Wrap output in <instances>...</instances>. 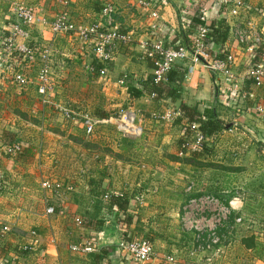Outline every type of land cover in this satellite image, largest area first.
Here are the masks:
<instances>
[{"label": "crops", "instance_id": "crops-1", "mask_svg": "<svg viewBox=\"0 0 264 264\" xmlns=\"http://www.w3.org/2000/svg\"><path fill=\"white\" fill-rule=\"evenodd\" d=\"M149 1L150 9L137 0H0V57L15 7L30 6L37 20L28 27V43L50 49L53 79L42 103L35 81L38 59L32 65L15 64L28 81L25 86L0 70V221L9 227L0 240V264H92L91 255L102 249L108 251L102 264H138L119 251L124 231L131 240L151 243L153 256L143 264H264V116L256 111L264 107V87L254 89L245 77L250 59L240 47L231 40L225 45L235 57L231 71L242 80L237 90L223 73L185 60L177 103L141 96L127 107L137 113L141 136L124 137L116 128L113 113L128 103L127 85L118 81L123 76L143 80L152 73L142 56L144 43L160 39L171 45L175 37L177 45L184 38L191 42L193 30L179 27L188 15L179 21L178 11H195L198 0ZM246 3L264 42V1ZM211 6L210 1L208 16ZM106 7L112 10L109 17L103 15ZM154 10L157 20L151 17ZM61 12L73 30L53 35L49 24ZM95 23L102 31L117 28L132 35L129 44L117 45L107 72L96 77L87 70L91 47L78 34ZM179 103L197 105L200 112L213 107L224 124L207 140V151H183L185 120L149 118ZM59 108L72 111L75 120L64 119ZM82 113L95 122L90 134L79 118ZM16 142L21 151L4 155ZM44 182L59 188L45 189ZM201 194L221 199L243 224L228 231V241L215 250L191 256L192 235L182 231L179 218L185 202ZM111 196L125 197L126 211L116 214ZM47 208L53 212L46 214ZM82 243H92L95 251L70 250Z\"/></svg>", "mask_w": 264, "mask_h": 264}, {"label": "built area", "instance_id": "built-area-1", "mask_svg": "<svg viewBox=\"0 0 264 264\" xmlns=\"http://www.w3.org/2000/svg\"><path fill=\"white\" fill-rule=\"evenodd\" d=\"M144 8H151L152 3L149 0H137ZM202 0H198L197 7ZM207 0L201 7L200 21L203 26L192 32L190 45H177L173 49H168L160 39L152 40L151 43H144L143 48L150 49L148 54L152 57L153 53H158L159 59L154 60L152 75L154 82L159 83L165 81L164 75L170 71L175 64L189 60L193 65L202 64L207 70L216 73H223L233 82V90H237L241 79H236L231 71V67L235 62V57L225 46L227 41L231 40L235 45L240 47L247 57L251 59L256 47H262L259 60L246 69L245 77L251 81L254 89H262L264 87V42L259 30L254 26L252 20L248 17V9L246 0H220L219 4L222 7V17L226 20L228 27V36L223 47L225 55L223 59H214L207 52L204 45V39L208 33L207 26L209 24L208 2ZM196 7V8H197ZM196 10V9H195ZM112 10L106 7L103 10V15L109 17ZM151 17L157 20L158 13L154 10L151 12ZM14 22L9 26L7 35L4 38V55L0 57V70L7 72L8 76L19 86L27 85L28 81L24 76L16 71V65H32L37 59L40 64L35 75L37 83V94L40 96L42 103H47L48 94L53 89L52 71L50 65L51 51L46 46L33 47L30 46V33L28 27L37 20V16L32 7L27 5L16 6L13 13ZM186 25L187 21H181ZM49 29L53 35L67 33L73 30L69 22L66 12H61L49 24ZM79 37L82 42L88 43L91 47L93 55L100 61L110 62L119 44H129L132 40L130 33H123L117 28L101 30V27L95 23L84 30H78ZM23 41L20 43L19 41ZM27 41V42H26ZM251 61V60H250ZM14 64V66H13ZM16 64V65H15ZM252 65V66H251ZM192 66L188 67V72H191ZM88 72L92 68L88 66ZM105 72L100 71L99 76H103ZM118 84L123 85L124 81H118ZM245 96V93H244ZM62 117L69 121L75 120V114L66 109L59 108ZM257 113L264 116V107L258 105ZM137 113L132 109H122L119 111V116L115 119V125L118 132L124 137H140L142 128L137 124ZM180 114L174 109H166L161 112H152L149 118L157 123H172ZM86 133L90 134L93 131L95 122L88 113H82L79 116ZM192 129L194 134L191 142L186 144V148L195 150L202 147L205 140L198 131V125L193 124ZM21 151V144L13 143L5 149L7 156H14ZM0 173V180H1ZM45 189L55 188L59 186L51 185L47 182L41 185ZM191 190V187L188 188ZM51 208L46 209V214H51ZM180 226L183 232L192 235L193 250L191 256L210 252L218 248L222 243L228 241L227 232L235 226H242L243 219L232 216V208L223 202L221 199L210 195L201 194L196 197L189 198L181 209ZM76 224L80 225L79 219L75 220ZM9 232V227L0 221V240L5 238ZM33 234V233H32ZM118 248L122 256L128 261L134 263H146L153 256L152 245L144 239L131 240L129 242L121 241ZM70 250L75 253L90 254L95 251L92 243H82L70 247ZM169 262L173 261V257L168 258Z\"/></svg>", "mask_w": 264, "mask_h": 264}, {"label": "trees", "instance_id": "trees-1", "mask_svg": "<svg viewBox=\"0 0 264 264\" xmlns=\"http://www.w3.org/2000/svg\"><path fill=\"white\" fill-rule=\"evenodd\" d=\"M207 0H202L200 5L196 8L195 11L190 12L189 10H185V13H181L178 11V19L181 21L185 17H188L186 26L193 31L197 28L203 26V22L200 21L201 7L206 3ZM220 0H214L211 11L209 15V24L207 26L208 33L206 34V38L203 40L204 45L206 47V52L214 59H223L225 53L223 52V47L225 45L227 36H228V27L226 25L225 18L222 17V7L219 4ZM158 26H162L159 22H156ZM164 27V26H162ZM180 30H182V23L179 24ZM181 35V34H180ZM164 40V39H163ZM185 42L183 45H190L184 38ZM180 42L178 37H175L172 41L171 45L164 46L168 49H173ZM262 47H256L254 53L251 56L250 63H256L259 60L260 53ZM150 49L147 48L143 53V58L149 63V66L153 69L154 60L159 59L158 53H153L152 57H149L148 54ZM251 65V66H252ZM89 66L92 68V71L89 73L96 77L99 75L100 71L107 72L110 62H104L98 60L95 56L92 57ZM250 67V66H249ZM186 70L182 63L175 64L171 67L170 71L164 75L165 81H161L159 83L154 82V77L151 74L147 75L143 80L130 79L128 76H123L120 80H123L127 85V93H128V103L124 107L132 106L131 103L140 98L141 96L147 95L150 96L153 100H170L172 103H177L180 99V91L182 86V81L184 79ZM250 81V80H249ZM174 109L179 112V116L175 118V121L185 120V124L182 127L183 136L180 139V145L183 147V151L186 149V144L191 142L193 132L192 125H198V131L204 137V141L202 143V147L199 149L191 150L193 154L198 153L200 151H207L205 148L206 142L209 138H211L218 131L224 129V124L217 119L215 111L213 107H205L202 112L198 109L197 105L195 106H187L185 104L179 103ZM114 116L118 117L119 112L116 111L113 113ZM8 147V146H7ZM6 147V148H7ZM5 148V149H6ZM4 155L7 156V153L4 152ZM0 186H2L0 180ZM128 200L125 197H109V205L112 208H115L116 214L126 211ZM130 219L124 221V223H129ZM122 241L129 242L131 239L127 235V231H124L122 234ZM93 242V241H92ZM107 250L102 249L97 254H92V264H102L106 259ZM108 258V256H107Z\"/></svg>", "mask_w": 264, "mask_h": 264}, {"label": "water", "instance_id": "water-1", "mask_svg": "<svg viewBox=\"0 0 264 264\" xmlns=\"http://www.w3.org/2000/svg\"><path fill=\"white\" fill-rule=\"evenodd\" d=\"M228 127H226V129H227ZM111 243H112V241H111Z\"/></svg>", "mask_w": 264, "mask_h": 264}, {"label": "rangeland", "instance_id": "rangeland-1", "mask_svg": "<svg viewBox=\"0 0 264 264\" xmlns=\"http://www.w3.org/2000/svg\"><path fill=\"white\" fill-rule=\"evenodd\" d=\"M264 1V0H263Z\"/></svg>", "mask_w": 264, "mask_h": 264}]
</instances>
